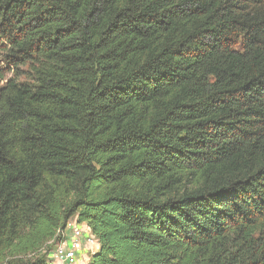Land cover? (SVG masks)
I'll list each match as a JSON object with an SVG mask.
<instances>
[{
  "label": "trees",
  "instance_id": "1",
  "mask_svg": "<svg viewBox=\"0 0 264 264\" xmlns=\"http://www.w3.org/2000/svg\"><path fill=\"white\" fill-rule=\"evenodd\" d=\"M264 264V0H0V264Z\"/></svg>",
  "mask_w": 264,
  "mask_h": 264
},
{
  "label": "built area",
  "instance_id": "2",
  "mask_svg": "<svg viewBox=\"0 0 264 264\" xmlns=\"http://www.w3.org/2000/svg\"><path fill=\"white\" fill-rule=\"evenodd\" d=\"M67 228L68 232H66ZM95 242L97 240L86 224L69 221L65 228L64 238L48 255L49 264H85L84 262H88L89 257H81V250L83 248L92 249L91 246Z\"/></svg>",
  "mask_w": 264,
  "mask_h": 264
},
{
  "label": "crops",
  "instance_id": "3",
  "mask_svg": "<svg viewBox=\"0 0 264 264\" xmlns=\"http://www.w3.org/2000/svg\"><path fill=\"white\" fill-rule=\"evenodd\" d=\"M76 221V220H75ZM68 228L66 229V232H68ZM92 247V246H91ZM98 247H99V245H98V243L96 242V245H95V248H92V251H89V249L88 248H83L82 250H81V253L82 254H80V256L81 257H90V255L92 254V253H94L97 249H98ZM87 263V262H86Z\"/></svg>",
  "mask_w": 264,
  "mask_h": 264
},
{
  "label": "rangeland",
  "instance_id": "4",
  "mask_svg": "<svg viewBox=\"0 0 264 264\" xmlns=\"http://www.w3.org/2000/svg\"><path fill=\"white\" fill-rule=\"evenodd\" d=\"M71 222H73V221H75V219H71L70 220ZM77 222V221H76ZM98 243V242H97ZM85 246L87 245V244H84ZM95 245H96V242L95 243H93L92 244V248H95ZM90 247V246H89ZM89 251H92V249H89ZM80 254H82V253H80ZM85 264H86V262H84Z\"/></svg>",
  "mask_w": 264,
  "mask_h": 264
}]
</instances>
